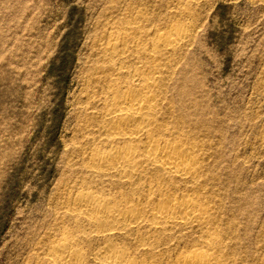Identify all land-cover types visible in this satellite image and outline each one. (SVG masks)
Returning a JSON list of instances; mask_svg holds the SVG:
<instances>
[{
	"label": "rangeland",
	"instance_id": "1",
	"mask_svg": "<svg viewBox=\"0 0 264 264\" xmlns=\"http://www.w3.org/2000/svg\"><path fill=\"white\" fill-rule=\"evenodd\" d=\"M175 28L185 37L174 50L146 56L164 63L159 135L195 146L196 177L154 165L130 177L94 171L90 153L113 145L102 110L116 78L108 36L148 48L159 34L176 39ZM80 192L136 205L143 223L99 235L72 215ZM167 196L197 198L208 223L155 230L149 205ZM61 239L82 264H105L95 257L107 242L136 264L194 250L264 264V0H0V264H52Z\"/></svg>",
	"mask_w": 264,
	"mask_h": 264
},
{
	"label": "bare ground",
	"instance_id": "2",
	"mask_svg": "<svg viewBox=\"0 0 264 264\" xmlns=\"http://www.w3.org/2000/svg\"><path fill=\"white\" fill-rule=\"evenodd\" d=\"M174 30L176 39H172L171 34H159L148 48L138 38L135 39L124 33L108 36V44L103 51L110 64L112 75L117 78L119 74L126 72L130 64L134 65V69L130 70L123 81L122 79L117 81L116 78L107 80V95L102 102V110L105 118L104 126L107 128L106 140L113 145L109 150H93L90 153V168L94 171L106 175L117 173L130 177L139 174L144 166L154 165L165 174L182 180L196 177L198 159L195 146L180 140L162 138L159 135L162 128L158 114L161 110L160 95L164 93L161 92L164 63L161 58L149 59L146 56L148 52L153 55L161 51L168 52L169 49L174 50L185 37V32L181 28ZM133 51L137 56L143 53L148 60L139 57H136V61L132 60ZM157 57L159 58V54ZM118 203L110 198L80 192L71 202L73 204L71 211L72 215L76 213L80 218L94 224V229L96 228L99 235L111 237L120 232L123 226H128L127 228L136 226L145 217L144 210L135 207L136 205L121 207ZM149 207L150 210H147L152 220L150 222L155 230L164 231L166 227L208 223L207 208L197 198L178 199L167 196L161 198L156 205L150 204ZM204 239L207 248L215 243V238L210 232H205ZM68 240L61 239L51 248V252L48 253L50 263L82 264L83 254L74 249L75 247L73 248V244L71 245ZM95 259L105 264H136L129 260L125 249L108 242L107 246L96 254ZM173 264L222 263L206 250H194L187 254H179Z\"/></svg>",
	"mask_w": 264,
	"mask_h": 264
}]
</instances>
